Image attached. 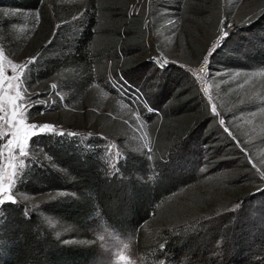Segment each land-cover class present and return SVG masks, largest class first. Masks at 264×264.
Wrapping results in <instances>:
<instances>
[{
    "label": "trees",
    "instance_id": "16d2710c",
    "mask_svg": "<svg viewBox=\"0 0 264 264\" xmlns=\"http://www.w3.org/2000/svg\"><path fill=\"white\" fill-rule=\"evenodd\" d=\"M134 1L128 0V4ZM168 1L172 3L169 5ZM239 2L163 0L148 8L143 0L136 15L127 17L122 9L120 19L97 29L102 49L93 48L96 39L88 30L86 40L91 38V45L77 41L72 51H67V47L57 50L60 42L55 28L72 21L83 12L81 8L58 0H0V46L13 61L19 56L36 58L28 71L29 89L33 84L39 85L40 91H47L48 82L55 78L75 98L92 84L95 59H101L105 53L121 49L127 54L120 64L124 72L141 66L145 58L144 42L158 31L168 29L166 16H172L174 21L184 12L189 19L199 6L218 10L224 22L231 23ZM126 6L117 4V8ZM7 11L32 15L38 12L39 30L29 39L19 37L13 29L19 20L8 16ZM231 24L228 37L210 56L207 81L216 98L219 94L226 96L224 105L215 99L218 116L225 120L237 144L219 141L215 134L212 140H216L215 146L224 148V153L213 164L226 161L233 153V160L241 169L239 175L255 174L248 160L250 157L260 165L264 136L252 143L244 141L233 119L245 107L237 106L231 112L226 107L235 101L237 92L232 76L250 68H264V7L253 14L247 25ZM86 45L89 49H85ZM193 47L196 61L189 64L195 67L203 52ZM123 74L129 87L143 92L140 84L132 83ZM165 77L160 99L150 96L152 90L143 92L147 104L158 114L152 152L128 148L113 172L103 155V143L96 138L81 142L74 135L46 134L30 139L26 164L11 192L15 202L0 206V264H86L95 251L88 232L91 222H104L117 233L132 236L140 253L161 249L165 254L161 259L166 258L171 264H179L183 258L195 264H264V231H253L251 221L244 219L246 212L233 225L234 212L226 213L228 210L220 208L208 195L202 202H196L195 210L183 207V203H169L193 180L181 172L183 165L190 164L183 155L186 138L200 127L213 134L219 130V119L211 115L192 77L181 67L169 65ZM261 110L256 109L259 118L264 116ZM32 120L28 113V121ZM119 125L122 123L116 124ZM68 127L71 134L79 128ZM230 192L233 199L228 200L229 206L250 197L249 192L235 186ZM25 195L47 197L40 202L42 212L53 221L54 227L47 226L38 213L20 200ZM218 215L221 220L214 218ZM203 216L210 218L204 225Z\"/></svg>",
    "mask_w": 264,
    "mask_h": 264
},
{
    "label": "rangeland",
    "instance_id": "374dc122",
    "mask_svg": "<svg viewBox=\"0 0 264 264\" xmlns=\"http://www.w3.org/2000/svg\"><path fill=\"white\" fill-rule=\"evenodd\" d=\"M58 1L67 6L72 5L76 7L75 9L81 8L83 10L81 14L76 15L69 23L55 28L58 33L57 40L60 42V45L56 46L57 50L67 47V51H72V47L77 41L88 42L89 46L91 45L92 39L86 40V32L88 30L96 39V42L92 43L93 48L102 49V41L97 37L99 36L96 32L97 29L109 26L111 22L120 19L118 15L122 13V9L125 10L123 12L127 17L136 15L143 0H135L129 4L128 0ZM162 1L145 0V4L149 8L152 3ZM118 3H125L127 6L117 8ZM170 3L172 2H167L169 5ZM262 7H264V0H240L231 21L239 26L247 25L249 18L260 11ZM195 9L196 14H192L189 19L185 17L186 14L184 12L180 16L175 17L174 21H172V16L165 17L168 29L158 31L155 36L149 37L144 42L146 50L144 63L141 66L133 67L126 72L122 71L120 64L128 55L121 49L116 52L105 53L99 60L95 59L94 81L79 97H71L70 94L66 93L64 85L58 83L55 78L48 82L49 89L47 91H40L39 85L33 86V84H31V89H29L26 81L29 80L28 71L30 64L23 72L25 85L28 88V95L25 99L38 102L32 104L28 109V113L33 119L28 121V123L54 125L57 134L52 135H60L59 133L61 132L68 135L67 133H71L68 125L79 127L76 128L78 131L75 134L68 136L74 135L81 142H86L92 138L102 141L103 155L109 170L112 172L115 170L117 162L125 158L128 148L130 150L145 149L148 153H151L156 132V116L158 114L155 111L147 112L143 104L137 105L134 100H130L132 93L128 88L121 89L118 86H114V83L120 81L123 78V73H125V76L132 83L141 85L144 93L152 90L150 96L156 95L160 99L164 91L163 87L167 79L165 76L169 65L181 67L183 71L190 75L191 71L198 66L193 67L189 64L196 61V51H194L193 46H197L203 52L201 62L206 50L217 37L221 22H224L218 10L209 11V9H202L199 6ZM6 14L19 20L13 26L19 37L29 39L33 33L39 30L40 23L37 15L14 11H7ZM232 28L233 25L231 24L228 29ZM155 40L157 43H155ZM85 49H89L87 45ZM212 53H210V56ZM164 59L176 63L158 66L160 61ZM28 60L29 58L19 56L16 61H13L4 55V57H0V67L3 68L7 77H12L16 74L12 71L13 64L23 65ZM178 65H183V67ZM19 72L20 69L18 68L17 73ZM243 72L239 71V74L236 73V75L232 76L237 92L235 101L226 109L231 112V109H235L237 106L245 107L243 113L236 114L233 119V125L244 141L252 143L264 136V116L259 118L256 111L258 107L262 108L261 111L264 110V68H250ZM123 81L126 82L124 79ZM12 83L15 86L16 82L12 81ZM52 84H56L57 88L52 89L50 87ZM207 85L210 98L205 102L211 112V107L212 105L216 106V101H219L221 105L225 104L226 96L225 94H219L218 98H216L208 81ZM129 88L136 89L133 87ZM143 95L145 96V94ZM45 101L47 104H45ZM251 104L252 106H250ZM37 107L39 109H34ZM211 115L218 117L219 120L222 119L212 112ZM117 123H122V125L116 126ZM94 128L97 130L93 131ZM200 128L195 129L183 144V155L188 158L190 164L183 165V171L181 169V172H183V176L190 177L193 180L189 186L176 193L169 203L174 201L183 203V207L195 210L198 209L196 202H202V199L208 195V198L219 203L220 208L228 210L226 213L234 212L231 220L233 225L239 223V219L244 215L242 213L246 212L247 216L244 215V219L246 217V221L248 219V221H251V225L254 226L253 231L259 232L262 229L263 232L264 190L257 191V189L259 187L264 189V181L260 180L256 172L255 174L239 175L238 172L241 173V169L235 164L233 153L228 155L226 161L214 166L213 163L215 161L221 160L224 148L215 146L216 143L214 141L216 140H212L213 136L215 134L218 135L220 137L219 141L226 143L234 141L237 144V142L220 125L219 130H216L213 134L205 133L204 127ZM13 130V128L7 127V124L0 128V132L7 133L3 139H0V147H3L7 140L12 138L11 133ZM29 142L30 140L26 146L27 152L29 150ZM114 153L116 155H113ZM261 153L260 165L264 169V148ZM117 156H119L118 160ZM27 157L28 155L26 157L18 156V149L15 144L12 149L4 148V155L0 156V175L3 176L5 187L11 185V192L15 187L18 175L26 164ZM21 161H23V164ZM10 165L15 166L18 173L17 176H12L13 168ZM232 186L241 191L249 192L250 197L242 201L231 202L233 205L229 206L228 200L233 199L230 192ZM11 192L8 194L11 195ZM8 194H5V198ZM45 198L47 197L25 195L20 200L30 210L38 213L47 226L54 227L53 221L42 212L40 202ZM205 216L201 219L202 225L210 219ZM219 217L220 215L214 218ZM204 219L205 221H202ZM219 219L221 220V218ZM195 229L198 228L195 227ZM88 232L91 241L95 243V251L86 264H171L166 262V258L161 259L165 255L161 253V249H158V252L140 253L136 250L135 239L132 236L121 235L104 222H91ZM159 254L160 256L157 257ZM179 264L195 263L183 258V261L181 260Z\"/></svg>",
    "mask_w": 264,
    "mask_h": 264
},
{
    "label": "snow or ice",
    "instance_id": "6c2138e0",
    "mask_svg": "<svg viewBox=\"0 0 264 264\" xmlns=\"http://www.w3.org/2000/svg\"><path fill=\"white\" fill-rule=\"evenodd\" d=\"M37 17H39V13L37 12ZM251 18H249L250 22ZM231 27V23L229 22H221L218 28V35L215 38L214 42L211 46L206 50L205 55L203 56L201 67L199 68V72L201 74H206L207 66L210 62V53L214 52L217 47H219L228 35V28ZM5 50L0 47V57H4ZM36 58L30 57L28 61H26L23 65L13 64L12 71L16 73L12 77H7L4 74L3 68L0 67V128H3L5 124L7 127L13 128L14 130L11 133V139H8L6 144L3 147H0V156L4 155V148L12 149L13 145L18 149V156L26 157L28 155L26 146L28 141L34 135H46V134H57L55 132V126L49 125L47 123L43 125H38L36 123H28V109L34 103L38 101H33L31 99H25L28 95V88L25 85L24 80V69H26L30 64L35 63ZM155 62V61H154ZM11 63V61H10ZM170 63H176L173 61H169L167 59L161 60L158 66H167ZM182 66L183 65H178ZM20 69V72L17 73V69ZM195 75V73H193ZM12 81H15V86ZM114 86H118L121 89L128 88V90L132 93L130 96V100H134L137 105L143 104L144 109L147 112L153 111L149 105L147 104L143 92L138 89H130L126 82L121 78L120 81H116ZM52 89H56L57 85L52 84L50 86ZM207 88L204 89V92L207 93ZM39 96V94H37ZM45 104L47 102L45 101ZM211 112L215 115H219L217 112V108L215 105H212ZM219 125L224 128V131L231 136V132L228 127L225 125V120L220 119ZM60 135H65L66 133H59ZM71 135V133H67ZM7 135V133L0 132V139ZM239 146V145H238ZM246 152V149H241ZM113 155H116L115 153ZM119 156H117V160ZM251 168L255 170V172L259 175L261 181H264V169L261 168L258 162L252 160L249 157L248 160ZM23 164V161H21ZM13 168L12 176L15 177L18 175L15 166L10 165ZM264 189H257V191H261ZM11 192V185L5 187L3 184V176L0 175V206H2L5 202H15L12 195L8 194ZM5 194H8L5 198Z\"/></svg>",
    "mask_w": 264,
    "mask_h": 264
},
{
    "label": "built area",
    "instance_id": "2783aa9c",
    "mask_svg": "<svg viewBox=\"0 0 264 264\" xmlns=\"http://www.w3.org/2000/svg\"><path fill=\"white\" fill-rule=\"evenodd\" d=\"M201 63H202V61L198 64V66L194 70L191 71L190 75H191L195 85L197 86L198 91H199L200 95L202 96V98L205 99V101H208L210 98V96L208 94L209 91H207V93L204 92L205 88H207V90H208V85H207L208 66L206 69V74H201L199 72V68L201 67ZM193 73H195V75H193Z\"/></svg>",
    "mask_w": 264,
    "mask_h": 264
}]
</instances>
